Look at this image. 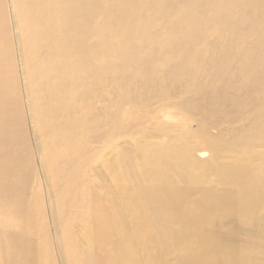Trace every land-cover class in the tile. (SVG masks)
<instances>
[{
    "label": "bare ground",
    "instance_id": "bare-ground-1",
    "mask_svg": "<svg viewBox=\"0 0 264 264\" xmlns=\"http://www.w3.org/2000/svg\"><path fill=\"white\" fill-rule=\"evenodd\" d=\"M8 1L0 264H264V0Z\"/></svg>",
    "mask_w": 264,
    "mask_h": 264
},
{
    "label": "rangeland",
    "instance_id": "rangeland-1",
    "mask_svg": "<svg viewBox=\"0 0 264 264\" xmlns=\"http://www.w3.org/2000/svg\"><path fill=\"white\" fill-rule=\"evenodd\" d=\"M225 1H228V0H220V3H223ZM0 4H2V6H0V9L2 10L1 12V15H7L9 18H10V2L8 0H2V2H0ZM242 4L240 3H237L235 5V10L237 11L238 15H240V11H238V9L241 7ZM7 7V8H6ZM4 10V11H3ZM7 12V13H6ZM244 17L249 19L250 16L249 14L247 15L245 13V10H244ZM263 19H264V16H263ZM228 52V51H227ZM234 52V51H232ZM24 100V99H23ZM23 104H24V101H23ZM19 118V116L17 117V119ZM28 126V125H27ZM39 163V162H37ZM41 184V183H40ZM36 187H34L35 189ZM36 191H38L40 194H41V197H42V201L44 202V204H46L48 202V198L46 196V192L43 188V185H39L37 188H36ZM45 193V195H44ZM45 196V197H44ZM46 209V224L48 226V232H49V235H50V244L53 245V250H55V245H56V242H55V239H54V236H53V232H52V228H51V219L50 218H47L49 217V214H48V211H47V208L45 207ZM51 233V234H50ZM52 238V239H51Z\"/></svg>",
    "mask_w": 264,
    "mask_h": 264
}]
</instances>
